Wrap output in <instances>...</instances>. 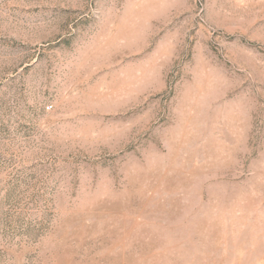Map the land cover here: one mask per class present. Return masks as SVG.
I'll use <instances>...</instances> for the list:
<instances>
[{
    "label": "rangeland",
    "instance_id": "obj_1",
    "mask_svg": "<svg viewBox=\"0 0 264 264\" xmlns=\"http://www.w3.org/2000/svg\"><path fill=\"white\" fill-rule=\"evenodd\" d=\"M0 264H264V0H0Z\"/></svg>",
    "mask_w": 264,
    "mask_h": 264
}]
</instances>
